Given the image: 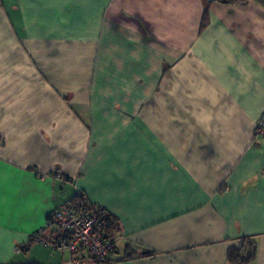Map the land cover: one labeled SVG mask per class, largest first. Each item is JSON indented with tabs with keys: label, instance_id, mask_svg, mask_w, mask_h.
Returning <instances> with one entry per match:
<instances>
[{
	"label": "crops",
	"instance_id": "crops-1",
	"mask_svg": "<svg viewBox=\"0 0 264 264\" xmlns=\"http://www.w3.org/2000/svg\"><path fill=\"white\" fill-rule=\"evenodd\" d=\"M263 113L256 0H0V264H63L15 248L79 192L101 264H264Z\"/></svg>",
	"mask_w": 264,
	"mask_h": 264
},
{
	"label": "built area",
	"instance_id": "built-area-1",
	"mask_svg": "<svg viewBox=\"0 0 264 264\" xmlns=\"http://www.w3.org/2000/svg\"><path fill=\"white\" fill-rule=\"evenodd\" d=\"M255 134L264 135V113L255 126ZM56 176L66 180L59 172ZM109 214L97 203L65 202L48 213L45 225L32 233L28 243L15 250L20 252L36 242L52 251H67L69 255L63 264L104 263L115 249L114 240L108 236Z\"/></svg>",
	"mask_w": 264,
	"mask_h": 264
},
{
	"label": "trees",
	"instance_id": "trees-1",
	"mask_svg": "<svg viewBox=\"0 0 264 264\" xmlns=\"http://www.w3.org/2000/svg\"><path fill=\"white\" fill-rule=\"evenodd\" d=\"M228 1H238V0H228ZM240 1V0H239ZM244 1V0H242ZM258 3H260L264 7V0H256ZM207 11V9H206ZM69 202L72 205H81L85 204L84 196L82 193L76 194L74 197H72ZM119 230L118 224L111 218V215L109 214V227H108V236H110L113 240V236L115 237L116 231ZM115 242V240H114ZM153 252L149 249H144L143 255H152ZM256 254H257V245L256 241L252 240L251 238H246L244 240V243L240 247H231L228 251V263L229 264H254L256 260ZM127 259L133 258L132 253H128L126 255Z\"/></svg>",
	"mask_w": 264,
	"mask_h": 264
}]
</instances>
